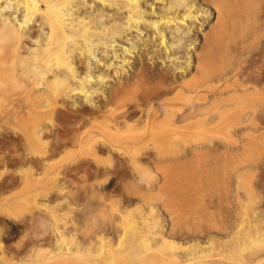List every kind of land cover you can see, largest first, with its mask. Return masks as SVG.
<instances>
[{
	"label": "rangeland",
	"instance_id": "obj_1",
	"mask_svg": "<svg viewBox=\"0 0 264 264\" xmlns=\"http://www.w3.org/2000/svg\"><path fill=\"white\" fill-rule=\"evenodd\" d=\"M72 1L85 4L76 13L79 16L91 14L93 17L103 8L107 15L101 22L94 20L92 26L95 24L93 28L101 30L106 24L107 30L101 35L105 38L103 41L115 31L113 36H116L108 39H113L114 45L111 51L110 46L102 50L100 44L92 56L75 54L77 58L74 57L72 64L78 70V77L90 75L89 85L97 87L96 93L93 100L86 99L78 92V80L74 82L68 77V83L74 84H71L74 88L68 86L70 96L56 101L58 105H54L53 114L34 112L38 107L33 104L39 105L35 102L38 94L43 97L49 91L48 99L52 100L58 84H54L56 87L51 83L53 88L49 89L51 84L48 85L44 78L46 83L36 78L37 81L41 79L43 83L38 82L40 84H36L34 78L26 83L17 79L29 67L26 53L23 59L29 61L28 64L18 61L20 59L14 61L22 63L16 64L17 67L13 64L17 72L10 67L2 69L0 249L4 252L0 253V264H43V258L36 262L39 257L51 253L54 256L57 249L64 246L83 256L73 258L74 254L71 264H82L81 260L86 258L91 262L96 257L102 262L107 259L110 264L112 257L108 262L110 256L102 255L107 247L115 248L118 243L119 234L125 228L124 216L133 215L140 220L141 212L156 222L160 235L152 242L155 253L147 254L151 258L146 259L149 264H166L165 256L170 254L178 255L182 264L188 256L201 257L202 262L198 264H264V236L260 234H264V0H193L194 6L205 12H199L197 20L188 21L192 27L187 40L193 42L189 50L191 55L204 53L206 66L202 73L192 69V56L190 67L187 66L189 69L184 73L176 72L172 64L165 66L158 59L149 60L146 50L137 41L140 36L147 41L152 36L148 42L150 46L159 42L158 35L146 23L140 24L139 30H123L126 13L114 6L121 1L107 0L109 3L105 4L106 0H103L105 3L90 0L89 6L84 3L87 0ZM166 1L141 0L146 11L144 17L157 19L165 10ZM213 3L225 11L220 13L219 20L224 18L225 25L227 23L230 28L226 26L223 30L222 20L219 28L217 13L210 6ZM32 22L38 29V21ZM217 28H223L224 36L230 33L231 38H220L217 33L224 37L220 34L223 31L218 32ZM213 32H217V36ZM8 40L10 43L0 41L5 45H0V49L2 54L12 58L9 47L6 48L11 44ZM108 40L107 45L113 42ZM132 43L138 45L126 56L130 59L128 66L117 69L120 72L109 68L107 71L94 64L98 60L119 64L117 59ZM25 47L27 50L34 46L26 42ZM113 51L117 59L112 57ZM8 69L14 78L8 75ZM163 71H170L171 78L159 83L156 73ZM99 74L107 75L105 83L95 79ZM173 79L190 87L184 86L182 91L177 86L169 89L168 82ZM155 84L161 86V92L152 93L149 100L142 98L145 87ZM197 85L201 87L193 90ZM30 94L34 101L26 98ZM120 112L127 114L128 125L118 118ZM162 113L168 115V120ZM40 117L47 118L45 123L41 122L43 125L37 121ZM112 121H119V126ZM37 122L44 131L40 143L27 136V131L38 125ZM120 226H124L123 229ZM56 228L62 230V237L55 234ZM253 229H258L262 238L255 239ZM246 234L255 242H245ZM132 246L124 248L121 253L124 256L120 259L125 254L135 259V250L138 252L140 245L133 247L134 252ZM38 254L41 255L39 259L36 258ZM140 256L147 258L143 253ZM130 257L125 259L128 261ZM120 259L113 263L127 262ZM229 259L235 261L230 263Z\"/></svg>",
	"mask_w": 264,
	"mask_h": 264
},
{
	"label": "bare ground",
	"instance_id": "obj_2",
	"mask_svg": "<svg viewBox=\"0 0 264 264\" xmlns=\"http://www.w3.org/2000/svg\"><path fill=\"white\" fill-rule=\"evenodd\" d=\"M98 1L100 2V0H98ZM101 1H103V0H101ZM111 1H113V0H111ZM119 1H121V4L116 3V4H114V6L117 5L115 7H117L118 10L121 9V10H123L124 14L126 13L125 14L124 23L122 24V26H124V27H122L123 30H132L133 28L135 30V29H138V27H139L140 24L144 25V23H146V26L148 24V26H150V28H152V30H154V32L158 35L157 37L159 39L158 40L159 42L156 43V44L159 45L160 48L158 46H156V44H153V45L151 44L150 46H148L150 44L148 42L151 41L152 36H151V38H147L148 40L150 39L149 41L145 40L146 38L145 37H141V36H140V38L137 41V43H140V45L143 46L144 50H146V54L148 55V59L149 60L154 61V60H157L158 59V60L162 61V63L165 66L166 65L168 66V64L169 65L172 64V67L171 68L175 69L176 72H179L180 71V72H183L184 73L186 71V69H189V68H187V66L190 65V58H191L190 56H192V58H193V62L191 63L192 69H195L196 70V71L194 70L195 72L200 71L198 73H202L203 69L205 68L203 66L204 65L206 66V63L204 64V61H203L204 57L202 56V55H204V53L201 55L200 52L199 53L197 52V54L196 53L193 54L194 56L190 54L191 52L189 50H191V48H192L191 46H193L191 44L193 42L190 41V40H187L188 39L187 38V35L190 34V32H191L190 29L192 27L191 24L188 25V21L189 20H191V21L192 20H195L197 18V16H198L197 14L199 12H203L204 13L205 10H202V9L197 8L196 6H194L195 3H193L194 2L193 0H171V1L170 0L168 1L167 0L166 1L167 3H164V5H163L164 6L163 7V10L164 9L165 10L164 11L162 10L163 11L162 14L157 19H155V20H148V19H146L144 17L146 15V13H145L146 11L142 7L141 0H119ZM72 2H73L72 0H0V41H2V43H3V41L5 42V40H6V42H9L8 39H10L11 44H10V46L8 45L6 48L8 49V47H9L8 50H10V52L12 54V56H11L12 58H9L6 54H4V53L2 54L3 51H2V49H0V74L3 72L2 71L3 68L10 67V68H13V70H15L14 68H15L16 64L19 65V66H20V64H22V63L18 64V62H14L15 59H20L18 61H21V62L24 61L25 62V60L23 59L25 54H23V53H26L27 57H29V59H30L29 60L30 62L27 61V62H29V67L27 66L28 68L25 69V70L23 68L21 69V72H23L22 70H24V73H25V74L23 73V75L21 74L22 76L16 75V77L17 76L20 77V78H17V79H20L21 80L20 82H25L26 83V82L31 81L32 78H34V80L36 78L37 79L38 78H41L42 81H45L46 80L48 85H50L51 83L53 85L55 83H56V85L58 84L57 85L58 87L56 85H54V86L57 87V89L54 88V93H53V96L51 97L52 100L48 99L51 96V92L49 90H47V91L50 92V93L49 92L47 93L48 96L47 95H44L47 98H45L43 96V93H42L43 91L40 94L43 97H40L39 94H38L39 99L38 100L36 99L35 102L38 101L36 103L39 104V105H36L35 103L33 104V105H35L38 108L34 109L35 106L32 107V108L35 110L34 112H40V114H42L41 112L49 113V114L52 113L53 114V112H54L53 109H55L54 108V105L56 104L55 107L58 105L56 103V101H58V99H62L61 97H63V96L66 97L69 94L68 91H67V89L68 90H71V89H69L70 87L71 88H74L72 86L74 84L68 83V81L70 80V78H71V80L73 79L74 82L78 80L77 83L79 82V85H80L78 87L79 88L78 92H80L81 95H83L86 99L93 98L94 97V94L96 93V90H97L96 88L97 87L95 86L96 88H93V87L90 86L91 84L89 85V83L91 81V76L90 75H85V76H82V77H78V70L74 66V64H72L73 61H74L73 59H74V57H76L75 56L76 53H79L78 56H85V54L92 56L93 55V52L95 53V51L97 50L96 47H99L100 44H102L100 46H103V49H102V47L100 48L102 50H104V47H106V46H110V49H111V47H113L112 45H114L113 39L111 41L108 40V39H110L111 37L116 36V35L113 36V34L115 33V31L111 32L112 33L111 35L109 34L110 38L107 35L108 38H106V39L109 42H112L113 41L112 42L113 44L112 43L111 44L109 43L110 45L109 44L107 45L106 44V41L107 40L103 41L105 38L102 36L103 37V39H102V37H101V35L104 33V31L107 30V29L105 30V28H107L106 24L104 25L105 28L102 27L101 30L100 29L97 30L96 28H93L95 24L92 26V24L95 23L94 20L97 19V20H100V22H101V18L104 17L105 15H107L106 13H104L105 11L104 12L102 11L103 8L100 10V12L98 10V13L96 12V15H94L93 17H90L91 14L90 15H87V16H82V15L79 16L76 13L79 12L80 6L83 5V7H84L85 4H83V2H80V1L79 2L77 1L76 3H74V2L72 3ZM88 2L90 3L91 1L90 0H87V2H84V3H87L86 6H89V5L92 4V3H90L88 5ZM106 2H107V0H106ZM213 2L215 3V1H213ZM108 3H109V1L107 3H105V4H108ZM214 3H213V5L211 4L210 6L217 13V18L219 20V15H221L222 13L224 14L225 11L222 10V8L220 6H219V8L216 7V4L214 5ZM109 9H111V8H109ZM218 9L219 10L221 9L222 12L218 11ZM179 11H181V14H178ZM106 12H108V11H106ZM19 13H21V15ZM17 14L20 15L21 17L18 18L19 16ZM223 16H225V15H222L221 17H223ZM111 17H113V16H111ZM34 19L36 21H38V24H36L39 27L38 29H36V27L33 26L34 25L33 24L34 22H32V21H35ZM229 19H230V17H229ZM104 20H105V18H104ZM221 20L224 23V18H221ZM221 20L217 21V22H219L218 23L219 24V28H220V25L221 26L223 25V24H220L221 23L220 22ZM237 20H239V19H237ZM98 24H96V25H98ZM111 26H112V24H111ZM120 26H121V24H120ZM214 26H216V25H214ZM214 26H212V27H214ZM226 26H228V27H226ZM225 27L226 28H230L227 23H226V25L224 23V29L223 28H221V29L217 28V30L219 29L218 32H221L223 30H226ZM119 31H121V30L119 29ZM213 31H216V30H213ZM227 32H228V30L226 31V34H227ZM139 33H141V32L139 31ZM216 33H214L213 35H215V36L218 35L220 38L230 37V36H228V35H230V33H228L227 36L226 35L224 36V31L222 33H220L224 37H221V35H219V33H217V35H216ZM104 36H106V35H104ZM119 37H120V35H119ZM153 38H155V37L153 36ZM228 40H229V38H228ZM26 42H31V45H33L34 47H30V48H28L26 50V47H25L26 46ZM133 43H132V45H130V47H127V48L125 47L124 48V50L122 52L123 55L119 56V58H120L119 60L117 59L118 56H117L116 52L113 51L114 54L112 53L113 54L112 57L116 58L117 61L119 62V64H115L114 63L115 64V66H114L113 62L112 63H108V62L105 63V61L103 62L102 60H101L102 63L98 62L99 60L98 61L96 60L97 62H95L94 64L100 65L101 67H103V69H105L107 71H108V68H109V70L111 69V71H113V72H115L117 69L119 70L120 68H121L120 70H123L124 66H128L127 64H129V62H130V59L128 60V58H126V56H130L132 54L133 50H134L133 48H135V46L138 45V44L136 45V43L135 44H133ZM0 45L3 46V47H5V45L4 44H1V42H0ZM162 49H163V51H162ZM107 50H109V49H107ZM111 51H112V49H111ZM104 52H106V50ZM106 53H108V51ZM80 54H82V55H80ZM88 58H91V57L88 56ZM88 61H89V59H88ZM27 62H25V63H27ZM25 63H23V64H25ZM184 63H185V65H184ZM13 64L15 65L14 67H13ZM85 64L88 65L87 62ZM95 68H97V67H95ZM26 70H27V72H26ZM118 70H117V72H120ZM8 72H9V69H8ZM8 72H6V73H8ZM10 72L8 73V75L9 74H12ZM21 72H19V73H21ZM6 73H5V75H6ZM86 73H88V72L86 71ZM2 74H4V73H2ZM2 74H1V77H2ZM101 74L96 75L95 76V79H97L98 82H100V83L101 82L102 83H105L104 81L107 80L105 78L107 75L106 74L101 75ZM13 75L14 74H12V77H13ZM156 75H157V77L159 79L158 80L159 83L164 82L163 80L166 79V78L167 79H170L171 78V72L170 71L169 72L168 71H163L162 73H159V74L156 73ZM89 76H90V78H89ZM9 77H7V78H9ZM68 77H69V80L67 79ZM13 78H11V79H13ZM43 78L45 80H43ZM2 79L3 78H1V80ZM37 79H36V81H37ZM41 79H40V81H37V82L35 81V83L36 84H40L38 82H41ZM234 79H235V77H234ZM7 80H9V79H7ZM46 81L44 83H46ZM177 82L178 81H176V80L174 81V79L172 81H170V83L168 82V84H169L168 85V88L171 89V88L177 86L182 91L184 89V86L190 87V85L187 86L186 83H184L182 81H180V83L179 82L177 83ZM2 83H4V82H2ZM2 83H0V84H2ZM41 83H43V82H41ZM52 84L50 85V88H49L48 85H47L48 87L46 85L45 86L47 88H49V89H52L53 88ZM42 85L44 86V84H42ZM166 85H167V83H166ZM227 85H225V86H227ZM68 86H70V87L68 88ZM76 86H78V85L76 84ZM193 86L191 87L192 89H193ZM5 87H7L6 83H5ZM25 87H26V85H25ZM200 87H201V85L200 86L197 85L196 87H194L193 90L196 91ZM145 88L146 89L142 93L141 97L142 98H145V99H148V100H149V98H150V96H151L152 93H158L159 91L161 92V86L159 84H155L152 87H148L147 86ZM206 88H208V87H206ZM166 89H167V87H166ZM6 90H4V91H6ZM185 90H186V88H185ZM187 90H188V88H187ZM189 91L190 90H188L187 92L189 93ZM72 93H74V92H72ZM80 93H78V94H80ZM193 93H195V92H193ZM97 94H98V92H97ZM30 96H31V94L29 96H26V98L27 97H30ZM68 96H70V95H68ZM35 97L38 98L37 96H35ZM30 98H31V100H33L32 98H34V96L33 97H30ZM230 98H232V97L230 96ZM220 99H222V97ZM91 100H93V99H91ZM0 102H2V101H0ZM90 102H92V101H90ZM30 103H33V102H30ZM218 105H219V103H218ZM31 106H30V108H31ZM166 108L167 107H165V109ZM168 108L170 110V107H168ZM147 110L144 109L145 113L147 112ZM199 111H200V109H199ZM121 112L118 113V114H121L118 118H122V120H124V122H126L127 120L129 121V119H126L127 114L124 113L125 111L123 113H121ZM174 112H175V110H174ZM0 114H2V113H0ZM161 115H165V114L162 113ZM166 116H168V115H165V119L167 118ZM170 116H171V114H170ZM113 118H115V117L113 116ZM46 119L47 118H41L40 117L37 121L40 124H42L43 122L45 123ZM111 119H112V117H111ZM117 119H115V121H117ZM41 120H44V121H41ZM166 120H168V119H166ZM38 122H37V124L39 125ZM170 122H172V120ZM170 122H168V123H170ZM108 123H110V122H108ZM112 123H114V121H112ZM112 123L110 125H113ZM116 123H114V124H116ZM127 123L128 122H126V124ZM34 124H36V122H34ZM117 124L119 126V121H118ZM167 124L165 123V125H167ZM31 125H33V124H31ZM38 125L32 126V128L27 131V133H28L27 136L30 137L32 141L37 142V143L38 142L40 143V141H41V137L40 136L43 134L44 131H43V128L41 127L43 124L42 125H39V126ZM171 125H173V123L170 124V127H172ZM104 126L106 127L105 123H104ZM168 126H169V124H168ZM170 127L166 128V129H169ZM29 183L30 182H28V185H29ZM140 216H141L140 217V220H138L137 218H135L133 215H129V216H126V217L124 216V219L122 217L123 224L125 225V228L128 229V230H126L125 228H124V231L122 230V232L120 230L121 234H119V237H120V235H121V237H120L118 243L116 244L117 247L115 246V248H114L112 246L113 248H111V246H109V247H107V250L104 249L106 252H108L107 254L103 250L104 253H103L102 256H104V257L105 256L107 257L108 255L110 256L109 258L107 257L109 259L108 262L111 261V257L113 259L111 261L112 264L115 263V262L113 263V261L115 259H118L119 260L120 258H122L121 256H124V255H122L121 253H123L124 248L127 249L128 246L130 248V246L134 245L131 248L132 251H133V249L135 250V248H133V247H135V246L138 247L140 245L141 248H139L140 246L138 247L139 249L137 248L138 252L135 250V252H136L135 259L131 258L132 256L130 257L129 254H125V257L123 259H120V260L127 261V259H125V258L126 257L127 258L130 257L129 259L131 261H133V263H134V260H135V263L134 264H149L147 262V260H150L151 258H150V256H148L149 255L148 253H150V254H151V252H154L155 253L154 250L156 249L154 247L155 245L152 244V242H154V240L156 239V237H158L160 235H158L159 232H157L158 226H157L156 222L153 221L150 218L149 215L141 212L140 213ZM123 227L120 226L119 228L120 229L121 228L123 229ZM127 231H129V233ZM255 231H256V229L253 231L254 233L252 234L253 237L255 235V239L258 236H260V237H261V235L264 236V234H262V232L260 233L261 235L258 234V229L256 231L258 235L255 234ZM55 234H57L58 237L59 236L62 237V234L63 233H62V230L60 231V230L57 229L56 232H55ZM246 235H248V234H246ZM252 236L250 237L248 235L247 236L248 239L247 240L244 239L245 242H248L249 240H251L252 243H254L255 242V239H253ZM64 241H65V239H64ZM134 243L135 244H138V245H135ZM59 245H61V244H59ZM152 245H154V246L152 247ZM51 250L52 249H50V251ZM139 250H140V253H139ZM71 251L72 250L70 248H68L67 246L66 247L64 246L63 248L60 247L59 250L57 249V252L58 253L57 254H54V256H52V253H51L50 255L48 254L49 256H47L45 254L47 257H44V256L43 257H39L41 255L38 254L36 258L39 257L40 260H37L36 262L41 261V258H43L44 259L43 260L44 261L43 264H57L59 262L60 263H64L65 262V264L66 263L67 264H71L72 261L70 260V258L72 259V256H74V254H75L74 251H73V253ZM157 251H159V250H157ZM3 252L4 251H2L0 249L1 255H3ZM51 252H54L55 253V251H51ZM142 253H143L144 256L146 255L147 258L143 259L140 256V254H142ZM81 254H82V252H81ZM119 254H120V256H119ZM159 254L160 253H158V255ZM76 256H79L78 258H80V256H82V255H80V252H77L73 258H77ZM90 256H92V255H90ZM160 256L164 257L165 254H164V256L163 255H160ZM115 257H117V258H115ZM177 257H178V255H177ZM177 257L175 255H171V254L168 255V256H165V259H164L166 261L165 263L166 264H180V261L181 260H179V258H177ZM93 259H95L94 261L99 262V264H100V262L101 263H104V264H108L106 262V260H107L106 258H105L106 260L104 259L105 261L103 260L104 262H102L101 258L100 259L98 258L101 261L96 260L97 257L96 258H93ZM129 259L127 261L128 264H129ZM79 260H81V259H79ZM87 260H88L87 258L84 259L85 262ZM82 261L83 260H81V263L84 264L83 263L84 261L83 262ZM94 261L92 263H94ZM115 261L117 262V260H115ZM131 261H130V264H133ZM229 261L231 263V262H234L235 260L234 261H231L229 259ZM77 262H78V259H77ZM91 262H89V260H88V263L86 262V264H89V263L91 264ZM127 262H124V263L127 264ZM184 262H186L184 264H188L190 262H193V263H197L198 264V263L202 262V260H201V257H198V256L197 257L196 256H192V257L188 256V257H186L184 259ZM240 262L242 263L241 260H240ZM39 263H41V262H39ZM79 263H80V261H79ZM154 263L157 264L156 262H154ZM182 263H183V260L181 261V264ZM150 264H153V262L150 263Z\"/></svg>",
	"mask_w": 264,
	"mask_h": 264
}]
</instances>
